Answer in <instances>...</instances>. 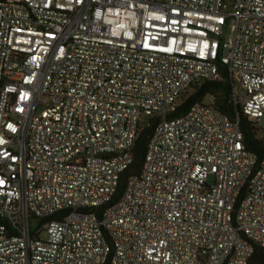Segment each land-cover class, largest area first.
I'll list each match as a JSON object with an SVG mask.
<instances>
[{"label": "built area", "instance_id": "1", "mask_svg": "<svg viewBox=\"0 0 264 264\" xmlns=\"http://www.w3.org/2000/svg\"><path fill=\"white\" fill-rule=\"evenodd\" d=\"M222 68L264 134V0H0V264H250L264 159L214 96L176 115Z\"/></svg>", "mask_w": 264, "mask_h": 264}, {"label": "trees", "instance_id": "2", "mask_svg": "<svg viewBox=\"0 0 264 264\" xmlns=\"http://www.w3.org/2000/svg\"><path fill=\"white\" fill-rule=\"evenodd\" d=\"M234 81L222 68V75L217 80H205L194 84L182 97V104L176 115L185 113L194 103L201 102L207 95L215 97L216 105L222 111L229 114L232 119L240 118V126L244 133L247 148L258 155L259 160L264 159V134L260 135L253 121L249 120L242 112L239 105L232 100ZM191 91V93H190ZM156 120L152 119L150 124L142 127L139 137L134 146L135 161L125 173L121 191L125 188L128 175L139 172L143 166L148 143L153 135ZM250 264H264V247L255 245Z\"/></svg>", "mask_w": 264, "mask_h": 264}, {"label": "rangeland", "instance_id": "3", "mask_svg": "<svg viewBox=\"0 0 264 264\" xmlns=\"http://www.w3.org/2000/svg\"><path fill=\"white\" fill-rule=\"evenodd\" d=\"M231 34V29L230 28H227L224 32V36L227 37ZM236 87H237V92L240 94V95H243L245 93V89L242 87V85L240 84V82H237L236 81ZM191 93V91H190ZM212 101V96L211 95H207L205 98H204V102L205 103H211ZM142 124L143 125H147L148 124V118L147 117H144L142 118ZM259 125L261 126V129L262 131H264V116L261 117L258 121ZM261 135H263L261 133Z\"/></svg>", "mask_w": 264, "mask_h": 264}]
</instances>
